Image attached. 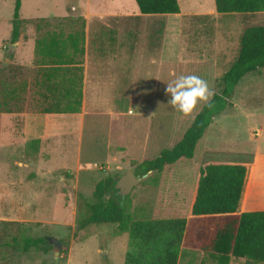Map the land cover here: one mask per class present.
I'll return each mask as SVG.
<instances>
[{
  "label": "rangeland",
  "instance_id": "374dc122",
  "mask_svg": "<svg viewBox=\"0 0 264 264\" xmlns=\"http://www.w3.org/2000/svg\"><path fill=\"white\" fill-rule=\"evenodd\" d=\"M22 1L23 17L64 10L69 15L70 21L61 16L42 22L31 19L32 36L38 23L43 28L41 32L78 28L83 15L90 17L86 7L94 4L93 0ZM130 2L137 9L133 13H139L135 0ZM178 2L185 11L181 17L137 16L132 21L139 52L161 45V26L166 20L170 22L169 65L164 62L159 66L139 53L133 78L127 70H116L113 17L107 16L109 25L89 37L85 65L90 92L82 100L80 112L38 113L33 107L36 96L29 87L19 93L20 101H9L10 107L18 104L22 110L0 112V264H57L67 258L69 264H124L127 232H120L112 222L78 227L79 219L87 215L85 201L92 199L96 182L106 176L116 179L127 169L141 176L139 163L157 156L204 105L199 104L191 116H184L168 104L166 83L181 74H195L218 91L221 75L238 53L244 29L264 24V10L218 13L212 8L214 0ZM103 4L109 7L111 0ZM13 7L14 0H0V39L7 23L11 30ZM126 24L128 28L129 22ZM179 41L183 51L188 47L193 52L182 54L200 63L177 61ZM10 43L5 41L3 47L8 59L0 64V98L3 84L30 81L34 68L23 63L22 73L17 68L9 71L19 64L13 60ZM100 94H108L109 100L100 99ZM229 100L232 104L226 107L227 113L210 127L193 159L161 172H147L126 195L111 192L132 219L152 217L161 199L166 208L184 204L200 164L207 160H251L253 143L247 129L258 125L260 118L249 115L263 103L264 74L253 71L243 76ZM256 131L252 129L250 133L256 135ZM13 236L18 238L17 244H11ZM26 236L56 237L62 246L58 249L48 241L49 246L23 251L20 244ZM201 258L199 249L188 248L179 264H199ZM230 264L247 262L231 257Z\"/></svg>",
  "mask_w": 264,
  "mask_h": 264
},
{
  "label": "trees",
  "instance_id": "16d2710c",
  "mask_svg": "<svg viewBox=\"0 0 264 264\" xmlns=\"http://www.w3.org/2000/svg\"><path fill=\"white\" fill-rule=\"evenodd\" d=\"M142 14L178 13V0H135ZM218 13H255L264 10V0H214ZM21 0H14L10 41L20 33ZM77 30H45L35 41V64L38 66L28 83L3 84L0 112L20 111V105L10 107L9 101H20L19 93L28 87L36 96L34 110L41 113H75L82 103L81 66L83 23ZM22 73V67L9 71ZM264 68V24L244 29L238 53L221 75V85L204 104L190 124L154 158L139 163L138 172H161L172 165L185 163L194 156L199 140L213 117L231 105L229 97L235 85L246 74ZM2 69V68H0ZM5 82V81H3ZM251 160L208 161L199 168L198 178L190 198L166 208L161 199L150 218L132 219L112 191L111 176L98 180L92 199L85 201L87 215L79 219L78 227L90 223H115L120 232H127L128 244L124 264H179L187 247L202 252L199 264H230L231 257L243 258L247 264H264V210L237 212L247 163ZM48 236H26L20 244L23 251L30 247L49 246ZM13 236L11 244H17Z\"/></svg>",
  "mask_w": 264,
  "mask_h": 264
},
{
  "label": "crops",
  "instance_id": "0c3cea01",
  "mask_svg": "<svg viewBox=\"0 0 264 264\" xmlns=\"http://www.w3.org/2000/svg\"><path fill=\"white\" fill-rule=\"evenodd\" d=\"M92 1V0H91ZM104 0H93L92 7H86L87 12H90L91 14H96V15H91L88 17L87 15H83L79 20H80V25L78 28L70 29V30H64V29H47L51 31H62L65 34L68 33L69 31L77 30L80 29L83 23V31H84V40H83V49L84 53L83 56L81 57L82 59V69H83V78H82V100L84 97L87 95V92L89 91L88 85L86 83L87 81V75H86V57L88 54V41L89 37L96 34V30L98 29H105L103 26H106L108 23L106 22V17L107 16H112L113 17V62H114V68L116 70H127L129 71L130 77L133 78V70L135 69L136 63L134 61L138 62V54L140 53L141 55H146V58L149 62H152L154 64H158L159 66H162L164 62H166L168 65L170 64V51L169 49V37H170V22L168 20L165 21V23L161 26V34H162V43L161 45H155L152 47V49H147L145 48L144 51L138 50V44L136 41V33H135V26L132 24V21H135V18L137 16H144L143 18H149V17H156V18H165L168 16H175V17H181L185 14L184 9H182V6L179 5L180 11L178 13H163V14H142L140 13H133V10L136 7H132V4L130 0H111V4L109 7H104L105 4H103ZM124 2H129V4H126ZM86 1H84V5L86 6ZM179 3V2H178ZM125 5H128L127 7ZM137 5V4H136ZM213 5V3H212ZM88 6V5H87ZM23 7L24 3L21 0V6L19 10L20 18L23 19V22L21 23L20 27V33L19 37L15 42H11L9 44V49H13V60L17 64V66L22 67V70L25 69L24 65H30L34 66L33 71H32V76L34 75V70L38 67L35 64V53H34V48H35V41L38 35V32H41L42 26L40 23L36 24L35 27V32L34 36H32L33 33V26L29 22L31 19L39 18V22L50 20L53 18H58L62 17L65 18L66 21L68 20L69 15H67L66 12L62 11L59 13H44L42 14L39 12V15L35 16H30V17H23ZM214 12H217L215 9V3L212 6ZM108 10V11H107ZM190 10V8H188ZM105 12L112 13L113 15H107ZM197 12V11H196ZM172 14V15H168ZM78 18V17H77ZM12 20V18H11ZM72 20L75 21V19L72 18ZM127 22H129L130 25H128L127 28ZM102 24V25H101ZM109 25V24H108ZM107 25V26H108ZM6 30L3 31V38L0 39V64L2 61H5V59H8L4 55V50L3 47L5 45V41L8 42L11 37V30H12V21H11V30H9V24L7 23L6 25ZM99 31V30H98ZM93 32V33H92ZM182 33V32H181ZM183 34V33H182ZM143 50V49H142ZM191 49L186 47V51L182 50L181 43L179 41V52L178 56L180 59H177L179 62H185L186 64H196L200 63V61H196L195 59H190L188 58L189 56H184L182 52H188L193 53L190 51ZM142 52L144 54H142ZM11 56V55H10ZM172 59V58H171ZM25 63L24 65H21ZM259 74H264L263 68L257 70ZM23 72V71H22ZM163 75V74H161ZM28 83H30L29 80H27ZM240 81V80H239ZM238 81V82H239ZM20 83V82H19ZM130 84V82H129ZM92 95V92L89 94ZM103 100H109L108 94H103V95H98ZM35 97V96H34ZM35 100V99H34ZM82 104V103H81ZM260 106V105H259ZM258 111H254L252 115H249V117H259L260 122L259 124H253L249 126L247 129L249 133V140L253 143L252 145V156H251V161L247 163V171L243 183V188L241 192V197L239 200V204L237 207V212H243V211H255V210H264V100L263 103L260 106ZM37 112V111H36ZM80 112V111H79ZM41 113V112H38ZM78 113V112H75ZM227 113L225 110L221 112L220 114L216 115L213 117V120L211 123L208 125L207 130L203 137L199 140L197 143L196 149L194 156L197 151V147L200 144V142H204V140L208 136V131L210 127L213 125V127L218 123V120L223 117V115ZM47 115H62L66 113H44ZM73 114V113H70ZM252 129H256L257 131L254 133H250ZM207 134V135H206ZM169 145V144H168ZM167 145V146H168ZM159 154V153H158ZM194 156L191 158L193 159ZM191 159L187 160L186 162L190 161ZM214 161H229V160H215L211 159ZM207 160L203 162L202 164L211 161ZM185 162V163H186ZM200 164V166L202 165ZM199 166V168H200ZM199 172V169H198ZM198 178V174H197ZM197 178L192 186V189L190 191V194L187 197V200L190 198L194 185L197 181ZM186 200V201H187ZM53 222V221H52ZM188 248H196V247H187ZM186 251V250H185ZM186 253V252H185ZM185 253L182 255L184 256ZM181 259V258H180ZM180 262V261H179ZM57 264H69L68 263V258L66 260H58Z\"/></svg>",
  "mask_w": 264,
  "mask_h": 264
},
{
  "label": "clouds",
  "instance_id": "9594fccd",
  "mask_svg": "<svg viewBox=\"0 0 264 264\" xmlns=\"http://www.w3.org/2000/svg\"><path fill=\"white\" fill-rule=\"evenodd\" d=\"M168 104L184 116H191L201 103L211 106L215 91L206 80L195 74H181L166 83Z\"/></svg>",
  "mask_w": 264,
  "mask_h": 264
},
{
  "label": "water",
  "instance_id": "95a60500",
  "mask_svg": "<svg viewBox=\"0 0 264 264\" xmlns=\"http://www.w3.org/2000/svg\"><path fill=\"white\" fill-rule=\"evenodd\" d=\"M145 175L146 173L140 176L139 174H135L132 169H127L115 179L114 187L120 195H126L132 191L133 187L137 184L141 177H144ZM48 240L51 241L58 249L61 248L62 244L58 238L48 237ZM56 253H59V250H57Z\"/></svg>",
  "mask_w": 264,
  "mask_h": 264
},
{
  "label": "flooded vegetation",
  "instance_id": "af4514ba",
  "mask_svg": "<svg viewBox=\"0 0 264 264\" xmlns=\"http://www.w3.org/2000/svg\"><path fill=\"white\" fill-rule=\"evenodd\" d=\"M119 177V176H118ZM114 181H115V178H114Z\"/></svg>",
  "mask_w": 264,
  "mask_h": 264
}]
</instances>
